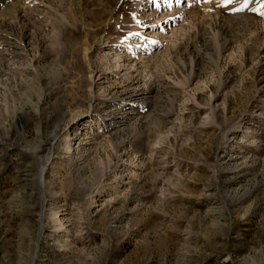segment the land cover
<instances>
[{
    "label": "rangeland",
    "instance_id": "374dc122",
    "mask_svg": "<svg viewBox=\"0 0 264 264\" xmlns=\"http://www.w3.org/2000/svg\"><path fill=\"white\" fill-rule=\"evenodd\" d=\"M0 264H264V0H0Z\"/></svg>",
    "mask_w": 264,
    "mask_h": 264
},
{
    "label": "snow or ice",
    "instance_id": "6c2138e0",
    "mask_svg": "<svg viewBox=\"0 0 264 264\" xmlns=\"http://www.w3.org/2000/svg\"><path fill=\"white\" fill-rule=\"evenodd\" d=\"M231 3V0H225V4Z\"/></svg>",
    "mask_w": 264,
    "mask_h": 264
},
{
    "label": "bare ground",
    "instance_id": "6f19581e",
    "mask_svg": "<svg viewBox=\"0 0 264 264\" xmlns=\"http://www.w3.org/2000/svg\"><path fill=\"white\" fill-rule=\"evenodd\" d=\"M39 152V151H38Z\"/></svg>",
    "mask_w": 264,
    "mask_h": 264
}]
</instances>
